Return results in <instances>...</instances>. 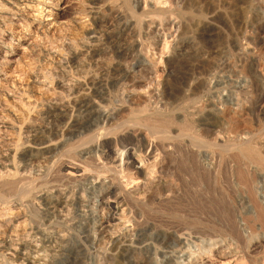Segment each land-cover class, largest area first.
Masks as SVG:
<instances>
[{
  "label": "rangeland",
  "instance_id": "374dc122",
  "mask_svg": "<svg viewBox=\"0 0 264 264\" xmlns=\"http://www.w3.org/2000/svg\"><path fill=\"white\" fill-rule=\"evenodd\" d=\"M23 1L29 6L17 14L18 17H12L5 28L0 30L3 42L0 43V61L2 57H7V63L0 64L2 90L33 75L44 76L45 70L50 69L48 59L65 58L64 46H80L82 38L92 29L86 16L89 4L85 0ZM159 2L165 7L164 13H149V0H142L140 7H135L133 3L123 4L122 0H105V5L101 7L106 19L104 31L109 30L116 37L121 29L115 16L118 11L137 19L147 16L154 22L147 39L149 41L141 40L143 47L139 57L148 65L140 75L136 73L137 89L130 95L122 85L110 89V92L121 97V102L117 98L120 103L126 101L128 104L131 101L137 103L136 106H144L148 110L144 115L152 113L151 117L148 116L153 121L149 125L153 126L150 130L154 132L156 129L154 133L160 130L167 133L163 139L160 137L162 133L157 134L159 138L156 134L151 138L156 143L155 154L159 155V160L150 161L143 174L130 170L131 174L122 177V180L120 172H117L119 170L111 164L112 157H109L110 160L101 158L104 160L100 162L94 156L82 162L75 153L63 154L64 150L58 155H52L57 158L48 159L49 161L44 158L43 167L37 160L36 163H40L36 165L34 162L29 172L33 174L35 171L33 175H39L38 180L32 174L29 177L28 172L12 184L4 182L8 179L0 181V186L5 184L0 187V237L11 235L14 239H30L33 244H38L40 236L37 230L46 229L44 231L53 236L65 234L69 238L72 235L69 238V248L81 246L86 249V256L80 261L81 264H132L114 256L117 248L111 243L116 237L121 238L120 243L123 241V244H131V241L137 246L142 244L136 260L143 264H169L170 259L176 264H264V0H189L187 3L182 0H159L157 3ZM193 21L210 23L217 30L213 36H207L197 31L191 24ZM125 38L126 36L122 37L119 43L128 47L132 39ZM100 39L104 47L109 46L112 41L105 37ZM104 57L117 60L111 52L105 53ZM134 57L136 58L135 52H130L121 59L123 62L120 61L125 68H129L134 63ZM33 94L35 100H39L40 94L47 96L48 93L35 88ZM0 102H3L1 94ZM120 103L116 102L117 105ZM17 108L25 112V119L36 113L32 107L30 110L25 107L22 110V106ZM211 109L217 110L215 121L208 114ZM155 117L159 120V127ZM161 124V128L164 127L162 129ZM15 135L18 134L9 133L6 136L12 145L17 143ZM53 160L55 161L52 162ZM76 163L87 169L88 175L85 177L89 176L88 178L76 181L63 176L61 166ZM105 163H110L109 170L112 168L114 174L111 170L108 171ZM101 165H106V168ZM100 167L107 170L104 172ZM35 168L40 172L44 168L42 171L48 174L47 179L44 174L40 176ZM90 172L97 176L92 175L94 178H91ZM105 173L108 177H104ZM109 177L115 180H108ZM33 178L38 183L33 184ZM95 178L100 182L103 179L110 181L105 185L107 187L118 184L117 195H121L118 197L124 206L120 205L116 213L100 205L101 192L107 187L101 186L103 188L100 189L96 185L95 190L89 189L92 187L90 181L94 179L96 182ZM25 179L26 182H23ZM78 183H82L81 186ZM14 184L17 188L24 184L21 186L23 191ZM40 184L46 187L36 188ZM26 185L32 189H28ZM41 190L42 193L59 191L60 194L52 191L59 197H88H84L83 203H74L68 209L53 210L57 215L54 216L52 209L48 210L45 205L42 207L35 203L36 206H31L29 201L20 198L24 191L36 194ZM12 196L17 200L13 201ZM18 197L24 201L22 204ZM37 205L41 210L36 209L39 208ZM78 206L82 207L79 209ZM70 207L80 213H72ZM104 209H108V212ZM60 211H63L62 214ZM66 212L71 217L65 219L68 217L65 216ZM109 212L116 214L115 222L106 221L111 215ZM19 216L21 219L18 222ZM83 217H87L86 220ZM8 219L14 221L8 223ZM70 225L76 227L72 228ZM144 230L146 239L142 236ZM88 234L91 237L88 238ZM175 238H180L181 242ZM45 245L42 250L46 252L41 253L46 256V264H76L70 251L65 253L56 250V244L53 247L51 244ZM1 255L6 254L2 251ZM1 255L0 264H14L12 259H4Z\"/></svg>",
  "mask_w": 264,
  "mask_h": 264
},
{
  "label": "bare ground",
  "instance_id": "6f19581e",
  "mask_svg": "<svg viewBox=\"0 0 264 264\" xmlns=\"http://www.w3.org/2000/svg\"><path fill=\"white\" fill-rule=\"evenodd\" d=\"M85 1L89 4L88 5L89 8L86 12V16H87L88 22L90 21V25H92V29L87 32L85 37L82 38V40H81L82 42H81L80 46L77 47L74 44H66L64 46L65 51H66V57L65 58L64 57L63 58H57V57L54 58L53 57L52 59H48V61L50 63L49 64L50 69L45 70L46 73L44 72V76L40 77L39 75H33L32 77H28L27 80L25 79V80L19 81V83L16 84L15 86L12 85V87L8 88L7 90L0 89V94H1L2 99H3V102H0V111H1V116H0V181L8 179L7 181H4V182H6V184H12L15 182V180L17 178L20 179V178H23L24 176H26L27 173L29 172V169L32 168V166L34 165V162L36 163L37 160H39L41 162V166L43 167L44 162L42 160H44V158H46L47 160L52 159L55 157V156L53 157L52 155H54V154L58 155L57 153L64 151V150H65V152L63 154L69 153V152H72L71 154L75 153L77 155V157L80 158L81 161L82 160L84 161L86 159H90L91 157L96 156V158H98V160H100V162H101V160H102L101 158L105 157L104 159L108 158L110 160V158L112 157L111 158L112 159L111 164H113V166L119 170V171H117V170H115V171L120 172L119 173L120 179L122 177L124 178V176L130 175L131 174L130 170H134V173L136 171V173L141 174L143 172V170L146 168V166L150 163V161H155L159 157V155L156 156L157 154H155L157 151L156 143L151 138L153 137L152 136L153 134H156V136H158L157 138H159V135H157V134H160L162 132L160 130V131H157V133H154L156 129H154V132L152 130H150V128L153 126H149V125H152L153 121L151 122L150 119L148 118V116L150 115V117H151L152 113L151 114L148 113L149 115L146 116V115H144V114H147V113H145L146 109L143 108L144 106H141L140 104H139V106H136L137 103L135 104V102H133L134 103L133 104V103H131V101L128 104H126V101H124V103H120L121 101H123V100H119L121 97L118 98L115 92H114L115 94H112L110 92V89L116 88V87L122 86V85L124 86V88H125L124 90H126V93H128L130 95H132L134 93L135 89H137L136 88V73L139 74L141 71H143L146 68V64H147V63L145 64V62H143V60H141V58L139 57L142 53V52L140 53V50L143 47V43L141 40H145V39L147 40L149 38V36H150L149 32H150L154 22L150 18L148 19L147 16H145L143 18L141 17L142 19L141 18L137 19V18H135L129 14H126L123 11L122 12L118 11L115 13V16L117 18L116 20L118 21V23L120 25L119 27H121V29H120V33L116 37V36H113V34L111 35V33H109L108 29H107L108 30L107 32L104 31V23H105L106 19H105L104 13H102L101 7L105 5L104 4L105 0H85ZM122 1H123V4L133 3L135 5V7H140V5L142 4V0H122ZM158 1L149 0V2L151 4V7L149 9V13H153V14H157V13L159 14L160 12L164 13L163 9H165V7L161 6L160 2L157 3ZM182 1H183V3H187V1H189V0H182ZM115 2L117 3V1H115ZM28 6H29V4L25 3L23 0H0V30L5 28L6 23L12 17H14V18L18 17L17 14H20V12H23L25 10V8H27ZM165 13H167V12H165ZM191 24L197 29V31L203 32L207 36H213L215 33V30H217V29L213 28L212 24L206 23V22L202 23V22H194L193 21ZM3 34L5 35V33H3ZM125 36H126L125 40L127 38L132 39V42L129 43L128 47H123L121 45L122 43L121 44L119 43V41L122 39V37H125ZM101 37H105L106 39H109V40L111 39L112 40L110 42L111 44L108 43L109 46L104 47L102 42H100ZM147 41H149V40H147ZM106 42H108V41H106ZM0 43H3V42H1V39H0ZM124 46H126V45H124ZM108 52L113 53L115 58H117V60L115 59V61H112V60H110L111 58H109V59L105 58L104 55H105V53L107 54ZM130 52H135L136 58L134 57L135 60H134V63L131 67L125 68L123 66V64L121 63V61H122L121 59L126 54H128ZM6 54H7V52H6ZM6 63H7V57L6 56L2 57L0 64H6ZM187 81L190 82L189 79ZM193 81L194 80L191 81V84ZM35 88L36 89L40 88V89L44 90L45 92L48 93L47 96L40 94V99L35 100L34 94H33ZM162 90H163V88H162ZM117 98L120 102L117 100ZM36 99H37V97H36ZM133 100L135 101V99H133ZM116 102L120 103V105L119 104L117 105ZM10 104H11V106H10ZM114 104H116V105H114ZM17 106H20V107L22 106V110L25 108H29V110H30V108L32 107L34 110H36V113L35 114L33 113L34 115L32 114L33 116H31V117L27 116L28 119L27 118L25 119V117H26L24 115L25 112L19 111ZM145 108H146V106H145ZM146 112H148V110ZM208 114L210 115L211 120L215 121L217 119V110L216 109H211L210 113L208 112ZM153 115H154V113H153ZM155 119L157 120L156 117H155ZM156 120H154V121H156ZM158 121L159 120L156 121L157 122L156 124H158V127H159ZM163 124H165V123H163ZM161 126H162V124L160 125V128H161ZM162 128H164V127H162ZM157 130H159V129H157ZM9 133H13V135L18 134L17 136L15 135L17 137V143L15 145H14V143L12 145L10 143L11 141L8 142L6 136H7V134L9 135ZM163 133L161 134L162 136L160 135L161 139L165 138L164 136H166V134H167V133L166 134L164 133L165 135H163ZM154 138L156 139L155 135H154ZM158 140H160V139H158ZM167 140L164 139V141H167ZM162 141L163 140H161V142ZM168 150H170V147L168 148ZM113 156H114V158H113ZM55 158H57V157H55ZM109 160H107L106 162H109ZM54 161L55 160H53L52 162H54ZM40 162H37L36 165H38V163H40ZM102 163H104V162H102ZM105 164H107V163H105ZM108 164L110 165V163H108ZM108 164H107V167H108ZM105 166L106 165H104V166L101 165V167H105ZM61 167H62L61 169L63 171L62 174H64L63 176L65 178L66 177L70 178V180L75 179L77 181L78 179L84 178L85 175L87 174V169L78 163H76L74 165L63 164ZM109 167H108V171H110L112 169L111 168L109 170ZM46 168H47V166H46ZM115 168H113V169H115ZM35 169L37 172H39L38 174H40V176L44 174L42 171V170H44V168H42V170H41L42 174L38 168H35ZM101 170H102V168H101ZM103 170H104V168H103ZM105 170H107V169H105ZM105 170H104V172H105ZM34 172H33V174H34ZM46 172H48V171H46ZM111 172L113 173V170H111ZM111 172H109V174ZM88 173H89V171H88ZM101 173H103V172H101ZM28 174H29L28 176L30 177L31 176L30 174H32V173L29 172ZM33 174H32V176H35ZM90 174H91V176L92 175L97 176V174H92L91 172H90ZM117 174H115V175H117ZM46 175H48V174L43 175V176H45L44 178L47 177ZM103 175L105 177L106 173ZM119 175H118V178H119ZM38 177H39V175H37L36 180H38L37 179ZM88 177L89 176H87L85 178H88ZM106 177H108V176L106 175ZM44 178L43 179L41 178V179L44 181ZM91 178H94V176H92ZM109 178L110 179H108V180H112V179L115 180L114 178H112V179H111V177H109ZM33 179H34L33 182L35 181L33 184H35L37 181L35 180V178H33ZM90 179H88V180H90ZM99 179L102 180V177H99ZM68 180L69 179H67V181ZM22 181L26 182V179L22 180ZM31 181H32V179H31ZM118 181L115 182V184L118 183ZM23 182H21V180H20V183H23ZM85 182H83V185H85L84 184ZM20 183H18V184H20ZM44 183H42V184H44ZM74 183H76V182H74ZM86 183H89V182H86ZM108 183H110V181L106 182V180H104V179H103V182H100L99 180L97 181V179L95 182L93 179V181L92 180L90 181V186H92V187L89 189H94L96 185H99L100 189H102L103 187L101 188V186H105ZM80 184H82V183H80ZM15 185L16 184H14V186ZM22 185L24 186V184H22ZM22 185H20V187ZM29 185H30V182H29ZM117 185L118 184H116L115 186H114V184L111 186L108 185V187L105 186L107 188L101 192V196L99 199L101 206H104V208L107 207L108 209H110L111 211H113L115 213H116V210L120 207V205L122 203V201L119 200V197H118L120 194L117 195L118 194L117 193V190H118ZM4 186H5V184H4ZM26 186H28V185H26ZM55 186H53V187L55 188ZM80 186H78V187H80ZM15 187H14V189L17 188V187L15 188ZM18 187H19V185H18ZM20 187L17 189H20ZM38 187H42L41 184L38 185L36 188H38ZM43 187H42V189H43ZM56 187H58V185ZM29 188L32 189L31 187L28 186V189ZM85 188H86V186H84V189ZM59 189H60V187L57 190H59ZM77 189H79V188H77ZM84 189H83V191L85 192ZM27 190L25 189V191H27ZM66 190H67V188H66ZM80 190H82V189H80ZM22 191H23V188H22L21 192ZM25 191H24V193L20 194V198L26 199L27 202L29 201L30 205L31 204L35 205V203L40 204L39 206L42 205V207H43V205H45L48 210L52 209V212H53V210L55 212V209H58V208L61 210L68 209L67 207H69L70 205H72L74 203H83L85 201L84 197H88V196L75 197L73 195H71L73 198H70L71 196H69V195H68L69 197L68 196L62 197V195H61V197H59V196H55L56 194L52 193L53 190L49 193H42V190H41L39 192H36V194L25 193ZM33 191H34V189H33ZM48 191H50V190H48ZM55 191H53V192H55ZM65 191L63 190V192H65ZM72 191L74 192V190H72ZM90 191H89V193L94 195V193H91L92 191L91 192ZM97 191H98V189H97ZM15 192H17V191H15ZM57 192H59V191H57ZM57 192H55V193H57ZM75 192H81V191L75 190ZM19 193H20V191L18 192V195H19ZM60 193L61 192H59V194ZM86 193L88 194V192H86ZM67 194H69V190H68ZM81 194L83 195L84 193L81 192ZM63 195H66V194H63ZM97 195H99V194H97ZM14 196L17 197L16 194H14ZM11 198H13V201L15 199L17 200V198L14 199L13 196ZM20 198H19V200H20V203L22 204L24 201ZM91 200H92V198H91ZM9 203H11V200ZM97 204H96V207H97ZM17 206H18V204H17ZM23 206L26 207L25 204ZM23 206H21V207H23ZM91 206H89V207H91ZM16 207H14V208L16 209ZM81 207L78 206L79 209ZM30 208L32 209V207H30ZM86 208H84V209H86ZM121 208H123V207H121ZM36 209L39 210L40 207L36 208ZM108 209H104V210L105 211L107 210V212H108ZM8 210H9V208H8ZM17 210H19V209H17ZM34 210L35 209H33V211ZM99 210H101V209H99ZM76 211L77 210H75V211L73 210L72 213H76ZM84 211H86V210H84ZM10 212H12V211H10ZM54 212H53V214H54ZM60 212H59V214H60ZM62 212H61V214H62ZM68 212H66V214H65V216L68 215V217L64 216L65 219L69 218V216H70ZM77 212H79V211H77ZM82 212L83 211H81V213ZM5 213H7V212H5ZM51 213H50V216H53V215H51ZM115 213L111 214L109 212V214H111V215L108 216L107 220L106 219H102V220H106L108 222H111V221L113 222L115 219H117ZM55 215H56V213L54 214V216ZM76 215H78V213ZM88 215H89V212H88ZM13 216H17V215H13ZM13 216L11 215V217H13ZM81 216H84V215H81ZM120 216H118V217L120 218ZM64 217H62V218L64 219ZM75 218H73L72 220H74V223L77 224V222H75ZM77 218H79V216ZM84 218L85 217H83V219ZM86 218H85V220H86ZM4 219H6V218H4ZM4 219H2L1 221H3ZM20 219L21 218L19 216V218H17V221ZM54 219L56 220V218H54ZM63 219H61V220H63ZM8 220H5V221H8ZM23 220H24V218H22V221ZM91 220H88V221H91ZM13 221L14 220L10 219L8 221V223H11ZM82 222H84V220H82ZM85 222H87V221H85ZM4 223H6V222H4ZM22 223H24V222H22ZM70 224H71V222H70ZM83 224H85V223H83ZM6 225H8V224L6 223ZM70 226H72V225H70ZM73 226H72V228L76 227V225H75V227H73ZM33 227H35V226H33ZM44 230H46V229H44ZM44 230H42V231L37 230V234L40 236V237H38V238H40V241H39L40 243H38V244L37 243L33 244L32 242L29 241L30 239L29 240L24 239V241L19 240V238L14 239L13 236H11V235H9V236L6 235L3 237H0V255H1V252L3 251V254H6L5 256H9V257L5 258L4 255H1V256H4V259H7V258L12 259L14 264H46L47 263L46 256H45V254L43 255L41 253L44 251V250H42L43 245L46 246L45 244H51V246L53 247V244H56L57 245L56 250L64 251L65 253H67L66 251H70L71 255L75 259V263L81 264L80 261L86 256V249H84V247H81V246H78L77 248H74V249H71L73 247L69 248V245H70L69 244L70 243L69 238L72 237V235L71 236L68 235L69 238L67 236H65V234L53 236V235L48 234ZM66 230H68V229H66ZM57 233H60V232H57ZM10 234H12V233H10ZM37 234H36V237H37ZM145 234H146V232L144 230V232L142 233V236L145 237L144 236ZM149 234H147V235H149ZM32 235H33V233H32ZM0 236H2V235H0ZM25 236H27V235H25ZM87 237L89 238L91 236H89V234H88ZM27 238H28V236H27ZM120 239L121 238L118 239L116 237L115 240L113 239L114 240V241H112L113 243H111V244H113V246L115 248H117L116 251L114 249V251H115L114 256L119 260H128L132 264H143V263H140L136 260V258L138 256L137 253L139 252L138 250L139 249L141 250L140 246H142V244L140 243L141 245L140 246L138 245L139 247L136 244H134L135 242L133 243L132 241H131V244H123V241H122V243H120ZM145 239H146V237H145ZM36 240H37V238H36ZM176 240L179 243L181 242L180 238H178ZM32 241H34V240H32ZM139 241H140V239H139ZM72 242H73V240H72ZM124 243H126V242H124ZM128 243H130V241ZM77 244H79V243H77ZM49 246H48V248H51ZM52 249H54V248H52ZM109 249H111V248H109ZM45 252H43V253H45ZM52 252H53V250H52ZM113 252H111V253H113ZM51 254H53V253H51ZM54 254H55V252H54ZM169 264H176V262L174 260L170 259Z\"/></svg>",
  "mask_w": 264,
  "mask_h": 264
}]
</instances>
